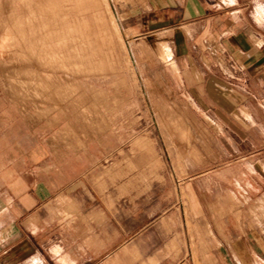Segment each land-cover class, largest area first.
Masks as SVG:
<instances>
[{
  "label": "crops",
  "instance_id": "crops-1",
  "mask_svg": "<svg viewBox=\"0 0 264 264\" xmlns=\"http://www.w3.org/2000/svg\"><path fill=\"white\" fill-rule=\"evenodd\" d=\"M123 4L132 27L167 33L166 60L215 126L208 148L225 150L214 161L226 167L121 174L98 163L94 187L51 157L9 158L1 135L0 264H264V0Z\"/></svg>",
  "mask_w": 264,
  "mask_h": 264
},
{
  "label": "rangeland",
  "instance_id": "rangeland-1",
  "mask_svg": "<svg viewBox=\"0 0 264 264\" xmlns=\"http://www.w3.org/2000/svg\"><path fill=\"white\" fill-rule=\"evenodd\" d=\"M124 1L129 0H91L82 17L95 50L89 61L64 69L39 62L16 28L5 29L9 10L24 6L21 0H0V146L3 135L9 158L51 157L66 175L79 174L80 182L94 187L98 163L100 172L121 174L221 171L226 166L214 159L225 150L208 148L209 127L215 126L168 64L167 33L132 27ZM1 152L0 147V158ZM245 152L238 148L226 157ZM250 216L251 229L257 214Z\"/></svg>",
  "mask_w": 264,
  "mask_h": 264
},
{
  "label": "bare ground",
  "instance_id": "bare-ground-1",
  "mask_svg": "<svg viewBox=\"0 0 264 264\" xmlns=\"http://www.w3.org/2000/svg\"><path fill=\"white\" fill-rule=\"evenodd\" d=\"M21 2L24 10L19 12L15 8L10 9L11 25L6 24L5 29L16 28L23 46L27 47L39 62L49 66L60 63L65 69L70 65L81 64L82 59L89 61V53L93 55L95 44L90 38L91 32L88 31L87 24L83 22L82 13L91 9V0L88 2L87 0L86 2L85 0H21ZM94 7L92 11L96 10V5ZM46 11L52 15V29L44 22ZM99 19L95 18V21ZM99 27L101 26H98V29L103 30V27Z\"/></svg>",
  "mask_w": 264,
  "mask_h": 264
}]
</instances>
